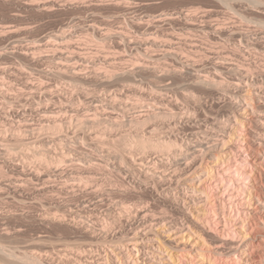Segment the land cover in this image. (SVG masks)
Listing matches in <instances>:
<instances>
[{
  "label": "bare ground",
  "instance_id": "6f19581e",
  "mask_svg": "<svg viewBox=\"0 0 264 264\" xmlns=\"http://www.w3.org/2000/svg\"><path fill=\"white\" fill-rule=\"evenodd\" d=\"M214 1L225 9L220 12L188 9L181 13L183 20L177 43L158 30L161 21L180 25L177 13L159 15L154 36L166 39H153L150 44L161 48V52L148 55L144 50L143 55L149 61L130 69L119 68L102 57L104 69L100 70L96 68L99 60L96 56L70 43L63 47L65 51L57 49L52 54V60L61 61L56 62L59 63L57 75L73 81L88 79L82 73L85 63L93 66L90 75L96 83L109 84L133 80L140 73L150 74L157 89L152 103L143 102L149 95L139 97V103H135L138 105L118 103L113 98L107 100V104L122 114L121 120L108 115L109 127L119 128L126 123L129 127L127 137L121 140V151L115 148L107 153L119 162V173L131 171L136 176L134 185L150 189L162 199L172 200L179 211V217L164 211L155 216L146 205L139 204L136 205L139 208L134 209L121 202L118 210H108L107 217L111 221L99 224L97 234L91 236V228L92 233L96 229L90 225L86 230L81 222L86 232L89 231L86 233L89 245L102 247L103 256L92 248L81 246L79 250H70L69 258H86L97 264H187L189 259L183 256L191 255L194 250L191 240L196 237L201 239L202 248L212 250L213 256L227 259L222 264H264L261 247L264 245V0ZM129 24L137 27L136 23ZM90 28L101 48L112 38L127 45L134 40L128 30L126 35L124 32H100L94 24ZM134 44L142 45L139 40ZM20 50L22 56L32 53ZM166 59L171 60V65H163ZM10 73L12 76L15 73L14 77L23 75L19 69ZM10 85L6 87L11 91ZM25 87L29 96L36 98L38 91L46 86L39 83ZM168 92H173L175 99L170 98ZM1 94L8 98L9 104L17 103L7 92L0 90V97ZM49 94L52 92L48 91ZM202 94H208L226 109H217L218 112L210 116L207 105L200 99ZM92 99L101 100L97 95ZM180 101L184 103L181 106L185 112ZM5 107H0L4 115L9 111ZM20 112L14 117L16 126L10 129L16 139L25 133L50 130L55 135L51 141L58 144L62 133L69 132V125L98 126L95 120L79 117H54L51 123L42 125L46 116L35 126H27L22 123L27 119L25 112ZM5 151V157L9 158L12 150ZM32 155L38 163L53 165L56 173L63 172L60 166L67 161L64 153L52 159L37 150ZM241 159L252 165L241 163ZM136 160L139 168L134 166ZM11 169L19 178L14 181L18 191L24 190L26 177L28 180V176L37 179L41 176L38 171L19 164H13ZM217 187L225 192V200L216 195ZM132 214L138 221L130 220ZM0 255L6 264H43L41 256L39 258L35 252L14 260L15 255L5 252L0 245ZM47 264L52 263L48 261Z\"/></svg>",
  "mask_w": 264,
  "mask_h": 264
},
{
  "label": "rangeland",
  "instance_id": "374dc122",
  "mask_svg": "<svg viewBox=\"0 0 264 264\" xmlns=\"http://www.w3.org/2000/svg\"><path fill=\"white\" fill-rule=\"evenodd\" d=\"M188 9L220 12L225 6L214 0H0V90L7 92L8 96L17 102L11 105L10 101H7L8 98L5 99L1 94L0 107L6 106L9 111L5 115L0 111L3 116H0V245L4 247L5 252L10 251L15 255V259H12L16 260V257L35 252L39 254V258L41 256L43 264L48 261L52 264H97L96 261L93 263L86 258H69L72 255L69 252L79 250L83 246L92 248L103 256L102 247L98 244L97 247L89 245V231L86 230L92 225L96 230L92 233L91 228V236L97 234L99 224L111 221L107 217L108 210H118L121 202H126L128 207L133 206L134 209L139 208L136 205H146L151 215L156 214L155 216L162 211L175 217L179 215L172 200L164 197L162 199L150 189L134 185L133 178L136 176L131 171L125 173V170H122L119 173V162L107 153L115 148L121 151V140L127 137L129 131L127 123L119 128L109 127L106 120L108 115H114L121 120L122 114L107 104V100L113 98L118 100V103L138 105L135 103H139V97L149 95L143 102L152 103L151 98L155 96L157 89L149 77L150 74L148 76V73H140L133 80L96 83L90 75L93 66L85 63L82 73L88 79L73 81L57 75L61 61L52 60L51 57L58 50L65 51L63 47L70 43L86 48V52L96 56L99 59L96 68L100 70L104 69L102 57L112 64H117L119 68H133L138 63L149 61V58L143 55L144 50L148 55L160 53L162 50L150 44L153 39H166L154 36L157 33V17L177 13L180 25L175 26V22L168 21L158 24V30L177 43L183 20L181 13ZM219 19H222L221 16ZM132 22L136 23V28L129 24ZM92 24L103 33L124 32L127 35L128 30V35L134 40L127 45L112 38L104 44L105 48H101L90 28ZM135 40H139L142 45H135ZM19 50L27 54L32 52V56H22ZM44 56L50 59H44ZM162 63L171 65L172 62L166 59ZM18 69L23 75L14 77V72ZM12 71L13 76L10 73ZM39 83L46 87L38 91V97L32 98L25 86ZM7 85L12 86L11 91ZM48 91L52 92V95H48ZM93 95L99 96L101 100L94 101ZM168 95L175 99L173 92H168ZM200 99L207 105L205 108L210 116L216 114L217 109H226L208 94H202ZM181 103H184L180 101V107L183 108ZM60 106L63 108L60 109ZM17 111L25 112L24 117L29 120L25 119L22 123L27 126L40 123L43 116H46V119L42 125L51 123L54 117H79L95 120L98 126L86 125L84 128H78L75 124L69 125V132L62 133L58 144L51 141L55 135L50 130L25 133L23 137L16 139L11 135L10 129L16 126L14 117ZM183 111L186 109L183 108ZM23 124L21 126H24ZM69 149L73 150L68 153ZM5 150H12L10 159L5 157ZM34 150L44 154L47 159L59 157L64 153L67 161L60 166L63 172L56 173L53 165L45 166L34 160ZM24 151L30 156L25 155ZM245 162L241 159V163ZM138 163L136 160V168H139ZM13 164L38 171L41 176L38 179L32 176H28V180L27 177L24 178V190L18 191L14 183L19 178L11 169ZM215 191L219 199H226L221 187H217ZM129 217L130 220L135 218L133 214ZM221 219L219 218V221ZM134 220L138 221L137 218ZM81 222L85 228L87 226L86 230L81 226ZM191 241L194 250L191 255L183 256L189 259L187 264H222V261L227 260L213 256L209 247L202 248L201 239L193 237ZM261 247L264 249V245ZM0 264H6L1 255Z\"/></svg>",
  "mask_w": 264,
  "mask_h": 264
}]
</instances>
